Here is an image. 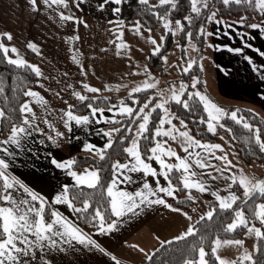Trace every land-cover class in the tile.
<instances>
[{
  "label": "snow or ice",
  "instance_id": "6c2138e0",
  "mask_svg": "<svg viewBox=\"0 0 264 264\" xmlns=\"http://www.w3.org/2000/svg\"><path fill=\"white\" fill-rule=\"evenodd\" d=\"M28 2L31 10H40L37 0ZM84 2L85 0H41L43 11L48 13L50 18L58 17V23L62 27L68 22H73L74 28H78L80 23L88 27L87 21L77 16L72 9L74 5L75 9L79 10ZM108 2L109 0H98L97 7L103 9ZM217 2L222 3L224 9L230 8L233 3L238 6L243 3L253 11L259 10L264 14V0H189V14L173 19V11L182 10L178 0H157L156 4L139 0V4L145 5L141 11L150 13L162 23V32L158 39L153 36L151 21L147 19L143 23L138 19L127 25L137 36L143 34L142 28H146L149 34L145 39L150 49L145 59L156 55L166 65L161 69L162 73H168L169 69H172L188 74V80H179L178 88L175 80L167 81L165 87H159V77L147 63L141 64L132 55L128 42L122 40L126 23L124 19L117 15L108 20L110 31L115 34L109 39L108 45L117 41L115 54L126 58L130 68L124 75L141 77L130 85H117L115 90L124 87L125 95L118 97L115 103L107 96L87 95L89 92L101 93L105 89H112L113 85L105 82L102 87H96L86 79L77 81L83 90L74 87L72 83L66 85L67 89H71V96L78 100L76 104L70 103L68 98L61 94L64 89L57 91L45 83L54 77L45 75L38 64L24 59L14 44L0 42V57L4 61L18 70H26V75L34 74L36 77L32 81H28L26 75L18 76V81L17 77H13L11 97L14 101H18L21 96L27 97L21 103L9 105V95L6 89L0 86V94H4L5 105L8 107L7 111L5 107H0V264H55L56 255L68 254L79 246L94 248L109 256L115 264H121V261L93 236V232L100 235L111 233L128 217L155 204L164 205L187 218L185 230L172 236L170 240L161 241L163 244H171L173 241L180 242L185 238L194 237L186 249H178L182 252L181 264H257L256 256L264 244V177H250L239 165H235L239 168V173L233 172V161L228 159V152L223 151L224 146L208 139H197L189 127L190 124L197 125L198 120L197 134H220L221 138H225L218 132V129H223L232 134L231 139H236L233 127L222 122L230 119L246 130L244 139L249 145V150L255 146L260 153H264V118H260L259 123H252L244 115H238L241 109L229 110L219 105L200 89L199 76H193L190 71L194 65L203 69L202 63L197 64V59L202 61L203 56L189 57L188 49L197 54L201 51V44L197 43L194 37L210 47L229 49L232 53L244 52L243 47H233L227 43L213 44L208 41L207 36L212 34L208 31L211 25H221L223 29L222 32L215 31V35H226L230 39L238 36L247 48L254 47L249 43V39L254 37L251 31L245 32L243 29L257 30L260 36H264V19L249 23L250 17L246 14L229 23L223 16H218V12L224 9L216 8ZM112 3L118 6L122 0H112ZM120 11V7L112 8L113 13ZM233 28H236L235 34L231 31ZM169 34L174 40L179 34L181 40L188 41L182 44L175 40V50H180L181 53L178 58L180 63L177 60L169 63V56L162 54ZM0 36L12 39L10 32L0 33ZM64 39L74 41L79 39V36L74 33ZM108 45L101 51H107ZM26 47L39 54V46L35 42L27 41ZM137 49L144 51L138 45ZM9 51L15 56L10 55ZM254 51L264 57V50L261 48H255ZM80 55L79 49H73L71 59L79 65L80 75L84 77L87 72L79 58ZM245 59L264 80V64L257 65L249 55H245ZM88 67L91 68L92 65ZM67 75V72L61 73V76ZM29 83L45 88L66 107L53 108L40 91L27 86ZM261 95H264V92H261ZM33 102L39 106L42 116H38L34 110ZM174 105L176 111L173 110ZM201 106L206 117L200 114ZM81 110L83 114H80ZM106 112L108 114H105ZM51 115H54L55 120L50 119ZM254 115L259 116L258 113ZM174 119L179 122L180 127L174 123ZM41 120L48 131L41 127L38 122ZM58 123L63 125L68 134H71L75 125L85 129L86 136L96 135L104 139L100 145L87 138L83 140L80 148L89 153L88 157L61 160L55 156L51 157V163L65 170L74 185L62 184L50 202L47 197L36 193L10 172V160L18 155V150L25 149L26 141L31 140L34 133H40L44 137L39 139L41 145L46 142L57 145L68 139L69 135L57 126ZM101 123L116 126L99 127L98 131L92 128L93 124ZM203 125H206V128L202 127ZM165 137L177 142L184 155L179 154ZM71 138L80 140L79 136ZM231 139L228 140L229 143ZM116 145L121 146L118 151L124 156L123 161L110 158ZM197 148L200 151H196ZM166 157L174 158L175 162H170ZM81 159H91L92 165L85 164L83 170L77 171ZM217 161L224 162L227 167ZM97 164L101 166L98 167ZM105 172L107 176L102 175ZM148 177H151L153 182H150ZM121 184L137 186L134 190H128L120 187ZM234 186L237 189L242 188V196L237 195V191L233 190ZM222 191L225 194H221ZM178 192H185L186 195L179 196ZM206 193H210L213 200L203 201L210 206L195 219L168 199L174 198L180 204L191 205ZM50 203H64L75 214V220L50 207ZM192 211L195 212L196 208ZM46 215H50V219H46ZM213 220L216 221L215 224L212 223ZM225 220L230 222L225 223ZM76 221L90 226L92 231H85ZM256 221H259V226ZM237 232H242L244 238L254 234L257 238V243L253 246L255 255L246 248L236 254L237 258H228L221 254L220 250L226 245L243 247L245 239L236 238ZM222 236L225 238L222 239ZM156 239L159 241L160 237L157 236ZM135 247L141 252L145 251L139 245ZM152 259L151 253L145 257L149 264Z\"/></svg>",
  "mask_w": 264,
  "mask_h": 264
},
{
  "label": "crops",
  "instance_id": "0c3cea01",
  "mask_svg": "<svg viewBox=\"0 0 264 264\" xmlns=\"http://www.w3.org/2000/svg\"><path fill=\"white\" fill-rule=\"evenodd\" d=\"M99 2H102V0H99ZM37 3L40 10L33 11L30 8L28 0H0V33L10 32L12 34L11 40L0 36V42L14 44L18 48L19 54L26 60L25 50L28 49L26 42H35L39 46V54L29 49L34 54L32 63L38 64L45 75L54 77V79L50 78L45 83L57 91L64 89L61 94L68 98L70 103L76 104L78 100L71 96V89L66 88L68 83H72L74 87L83 90L82 86L77 83L81 79H86L96 87H102L107 82L113 85L112 89H105L101 93L89 92L87 95L124 96L125 88L120 87L117 91L115 90L116 86H127L132 81L141 79V77L136 75H124L130 71V68L126 63V58L115 54V43L117 41H113V44L108 45L109 39L115 34L110 31V25L107 21L117 16V13L112 12V8L118 7L112 3V0H109L103 9L97 7L98 0H85L79 10L75 9V14L83 17V20L87 21L88 27L80 23L78 28L73 27V22H68L62 27L58 23V17L52 19L48 13L43 11L44 5L41 3V0H37ZM49 12H51V9H49ZM260 17L264 19V14H260ZM141 31L143 34L137 36L125 25L122 40L128 42L132 49V55L141 64H144L147 63L145 56L150 49V45L145 39L149 33L146 28H142ZM208 31L212 34L208 35L206 39L213 44L227 43L233 47L244 48V52L241 54L232 53L229 49L214 48L205 44L203 56H206V60H208L207 62L211 66L219 94L224 96V98L226 97V99L245 103L244 106L246 107H250L247 104H252L260 105V107L264 108V95H261V92H264V80L261 79L258 72L250 67L245 59V55H249L253 57L257 65L264 64V57H260L254 51L255 48L264 50V36H260L257 30L248 29L245 31H251L252 37H254L253 39H249V43L254 47L247 48L242 44L238 36L235 39H230L226 35H215V31H223L221 25H211ZM231 31L235 34L236 28L231 29ZM161 32L162 23L159 21L152 28L151 34L158 39ZM74 33L78 34L79 39L74 41L64 39V37L72 36ZM178 35L175 37V40H178ZM175 40L173 39L171 49L175 48ZM105 45H108L107 51H101ZM137 45L143 48L144 51L140 52L137 49ZM73 49L80 50L81 55L79 58L85 66L87 76L82 77L80 75L79 65L71 59ZM169 52L167 55H169ZM9 54L15 56L11 51H9ZM88 65H92V67L89 68ZM163 66L166 67L164 64ZM62 72H67L68 75L61 76ZM157 76L160 83L164 76ZM34 88L49 100L53 108L66 107L59 98L45 88H41L39 85H35ZM33 107L37 111L38 116L43 115L35 102H33ZM105 114L108 113L106 112ZM50 119L55 120L54 115H51ZM38 122L41 124V127H44L48 131L47 126L42 123V120ZM174 123H177L178 127H180L178 121L174 120ZM57 126L62 131H65L66 135H69L68 139H64L57 145H53L51 142L41 145L39 144V139L44 137L40 133H34L33 138L26 141L25 149L18 150V155L10 160V172L36 193L47 197L50 202L55 193L60 190L62 184H74V181L65 170L59 169L51 163V157L55 156L58 160H61L70 158L73 153L89 154L80 148L83 140L87 138L95 144L100 145L104 139L102 136H86V130L75 125H73L71 134L67 133L62 124L58 123ZM103 126H105L103 123L93 124L92 128L98 131L99 127ZM72 136H79L80 140L72 139ZM169 143L179 154L184 155L182 148L179 147L177 142L169 139ZM230 146H232L231 143ZM230 146L224 147L223 151L228 152V159L233 161L232 171L239 173V168H242L246 172L247 169L245 167L251 166L252 162L249 164L241 163L242 161H240L239 156L237 153H234L235 150ZM196 151H200V149L197 148ZM217 151L219 152V150ZM166 159H169L170 162H175L174 158L166 157ZM217 163L227 167L224 162L217 161ZM235 165H239V168L235 167ZM254 173L257 174L256 177ZM254 173L255 178H260L261 174ZM148 179L150 182H153L151 177H148ZM136 186L132 184L120 185V187L127 188L128 190H134ZM221 194L225 193L222 191ZM201 196L213 199L210 193L202 194ZM168 199L170 202L173 198ZM209 206L210 204H205L202 200L195 201L193 208H196V211H191L189 214L195 219ZM50 207L56 208L65 216H69L75 220L74 213L64 203H50ZM187 223V218L182 213L168 209L164 205L155 204L142 208L140 212L128 217L113 232L105 235L93 232V236L111 251L121 261V264H143L148 253H151L153 249L161 244V241L170 240L172 236L178 235L181 231L185 230ZM157 236L160 237L159 241L156 239ZM240 238H244L243 235ZM135 245H139L145 251L141 252ZM228 246L230 245L224 246L223 249H227ZM244 247L245 244L243 247L239 246V251H242ZM251 247L253 251V245ZM237 249L238 246L236 252ZM55 264H115V261H112L109 256L102 254L94 248L79 246L68 254L61 253L56 255Z\"/></svg>",
  "mask_w": 264,
  "mask_h": 264
},
{
  "label": "trees",
  "instance_id": "16d2710c",
  "mask_svg": "<svg viewBox=\"0 0 264 264\" xmlns=\"http://www.w3.org/2000/svg\"><path fill=\"white\" fill-rule=\"evenodd\" d=\"M156 2H157V0H148L149 4H156ZM178 3L181 4L182 10H180L179 12L173 11V13L171 14V18H173V19L176 17H183L184 15L189 14V8H190L189 0H178ZM210 6H211V3H210ZM118 7H120L121 11L119 13H117V15L124 19V21L126 22L125 25L132 24L138 19L141 20V22L143 23L144 20L147 19V20L151 21V27L153 28L159 22L158 18L152 16L150 13L145 14L144 12L141 11V9H143L145 7V5L139 4V0H122V3L120 5H118ZM215 7L218 9H224V6L222 5V3H219V2H217L215 4ZM72 9H73L74 13H76L74 5H72ZM203 11L204 10L202 9V12ZM246 14L250 17V19L248 21L249 23L259 21V18H260L259 10L253 11L250 7L246 6L243 3L239 6L235 5L233 3L230 8L224 9L223 11L218 12V16H223L229 22H232L231 20H237V19H239V17L246 15ZM193 16H195L194 13H193ZM197 27H198V25H197ZM241 28H242V26H241ZM243 30L247 31L248 29H243ZM178 36H179L178 40L182 44H186L188 42L187 39L181 40L180 35H178ZM194 39L197 40V43L201 44V51L199 52V54H202L204 47H205V44H203L199 38L194 37ZM172 43H173V38H172L171 34H169L166 38L165 47L162 50V54L167 55V53L171 49ZM195 54L199 55L196 52H195ZM25 55H26L27 61L32 63L34 60L33 52L30 51L29 49H26ZM146 62L149 65V68L154 73H156L159 76H165L166 73L161 72V69L164 67L163 62L156 55L149 56L147 58ZM190 71H191L192 75H198L201 78V69L198 66L194 65L193 69ZM25 75H26V70H23V69L18 70V69H16L15 66L8 64L6 61H4L2 59V57H0V86H3L9 95V102H8L9 105L23 102V99L25 98L23 96H21L18 101L12 100L11 91H12L13 83H14L13 77H17V81H18V76H25ZM26 79L28 81H32V80L36 79V77L34 76V74H29V75H26ZM181 79L188 80V74L182 73L178 78H175V80H181ZM168 80H170V79H168ZM199 81H200L199 85H201V80H199ZM27 86L34 87L35 85L32 83H29ZM17 87H19L18 83H17ZM25 90H26V88H25ZM101 96L109 97L110 101L112 103L116 102L117 98L120 97V96H114V95H101ZM0 107H5V111L8 110V107L5 105L4 94H0ZM235 108L241 109L242 111L240 113H238V115H244L245 117H247L249 119V122L259 123L260 118H262L260 115L258 117L256 115H254V113H257V112L250 107L239 106V105H234V104L230 105V107L228 106L229 110L235 109ZM173 110L174 111L177 110L175 105L173 106ZM249 110H251V111H249ZM182 111L186 112L187 110H182ZM81 113H83V110H81L80 114ZM200 114L205 115V117H206V113H203L202 106H201ZM222 122H226L229 126L233 127L234 134L236 135V139H231L232 134L227 133L226 130L218 129V132L225 131L227 133L229 139H231L232 147L234 148V150L236 151L237 155L239 156L240 160L243 163L249 164L251 162L253 163V162L264 161V153H260L258 147L253 146L251 148V150H249V145L246 142V140L244 139V136L246 135V130L243 129V127L241 125L235 124L230 119H225V121H222ZM105 126L112 127V126H116V125L108 124ZM197 126H199L198 120H197V125H191V124L189 125V127L191 129V133L193 135H196L197 138H199L201 140L208 139L211 142H215L217 140V134L216 135H213L211 133H207L206 135L197 134L196 133ZM202 127L206 128V125H203ZM120 147H121L120 145H116L112 149V155L110 157L111 159H120L121 161L124 159V156L119 154L118 150L120 149ZM88 156H89V154H87V153H73L70 156V158L71 157L85 158ZM96 159H98V158H96ZM85 164L91 166L92 160L91 159H81V163H80L79 167L76 168V170H82ZM97 166L100 167L101 165L97 164ZM102 175L107 176L108 174L105 172V173H102ZM69 185H74V184H69ZM84 187L85 186H81V188H84ZM233 190L237 191L238 196H242V192H243L242 188L237 189L236 186H234ZM177 194L179 196L186 195L185 192H178ZM200 200L211 202L213 199H207V198H204L201 196ZM170 202H173L176 207H181L184 209V211H187L189 213L192 211L193 204H194V202H192L191 205L180 204L177 201H175L174 198ZM245 211L247 212V208H245ZM49 218H50V215H46V219H49ZM227 222H230V220H225V223H227ZM77 223H79L80 226L82 228H84L85 231H91L92 230L90 226H86L80 221H77ZM212 223L215 224L216 221L213 220ZM256 223L259 224L258 221H256ZM245 230L246 229H244V231ZM235 235H236V238H240V237H242L243 233L237 232ZM213 238H214V236H213ZM221 238H225V237L222 236ZM192 239H194V237L185 238L184 240H182L180 242L173 241L171 244H163V243L159 244L155 248L157 251L151 252L153 259L150 262V264H181L182 252L179 250L186 249L188 244L191 242ZM256 243H257V240H256ZM261 248H262L261 252L259 253L258 256H256L257 264H264V244L261 245ZM254 255H255V252H254ZM143 264H149V262L144 260Z\"/></svg>",
  "mask_w": 264,
  "mask_h": 264
},
{
  "label": "rangeland",
  "instance_id": "374dc122",
  "mask_svg": "<svg viewBox=\"0 0 264 264\" xmlns=\"http://www.w3.org/2000/svg\"><path fill=\"white\" fill-rule=\"evenodd\" d=\"M261 14V13H260ZM259 20H261V17L259 18ZM234 21V20H231ZM175 48L170 49L169 52V63H171L173 60H177L178 63H180V60L178 59L181 55L180 50H175ZM189 52V57L191 56H203L202 54L196 55L195 51L192 49H188ZM204 59L202 61H200L199 59H197V64L202 63L203 64V69L201 70V78L199 77V80H201V85H198L200 87V89L202 91H204L213 101H215L216 103H218L219 105L225 107L228 109V106L230 107V105H239V106H244L245 103H240L237 101H232L230 99H226V97L224 98V96L220 95L218 90H217V86L215 83L216 81H214V77H213V73H212V69L210 64L207 62L208 60H206V56H203ZM182 73H179L177 71H174L172 69H169V72L165 74V76L162 78V81L159 83V87H165L166 86V82L168 79L170 80H175V78H178ZM196 76V75H193ZM168 80V81H170ZM177 82V88L179 87V80H175ZM170 86V85H168ZM247 106H250V108H252L253 110H255L262 118H264V108L260 107V105H252V104H247ZM219 133H222L223 136L225 138H221L220 134H217V140L219 143H221L225 148L230 146V143L228 142L229 137L227 135V133L225 131H220ZM232 147V146H230ZM234 149V148H232ZM234 153H236L234 151ZM241 161V160H240ZM243 163V162H241ZM260 166H259V165ZM258 166V167H257ZM246 172L245 174L249 175L250 177H255L257 176L256 173L261 174V177H264V161L262 162H253L251 166H246L245 167ZM254 173V175H253ZM259 222V221H258ZM257 226H259V224H257ZM247 230V229H246ZM223 239V238H222ZM245 239V247L246 249H248L249 251H252V247L251 245L254 246V243L256 244V240L257 238L254 236V234L250 237L244 238ZM236 248L237 246L235 245H230L226 248H222L221 254L228 257V258H237L236 254L239 252V246L236 252Z\"/></svg>",
  "mask_w": 264,
  "mask_h": 264
}]
</instances>
